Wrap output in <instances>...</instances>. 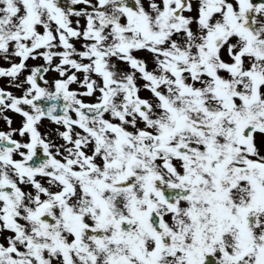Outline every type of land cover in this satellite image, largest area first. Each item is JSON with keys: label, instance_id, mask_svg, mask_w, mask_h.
<instances>
[{"label": "snow or ice", "instance_id": "6c2138e0", "mask_svg": "<svg viewBox=\"0 0 264 264\" xmlns=\"http://www.w3.org/2000/svg\"><path fill=\"white\" fill-rule=\"evenodd\" d=\"M0 264H264V0H0Z\"/></svg>", "mask_w": 264, "mask_h": 264}]
</instances>
